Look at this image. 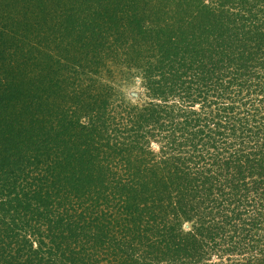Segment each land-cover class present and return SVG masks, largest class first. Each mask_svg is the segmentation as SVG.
<instances>
[{
	"label": "trees",
	"instance_id": "obj_1",
	"mask_svg": "<svg viewBox=\"0 0 264 264\" xmlns=\"http://www.w3.org/2000/svg\"><path fill=\"white\" fill-rule=\"evenodd\" d=\"M0 264H264V0H0Z\"/></svg>",
	"mask_w": 264,
	"mask_h": 264
},
{
	"label": "rangeland",
	"instance_id": "obj_2",
	"mask_svg": "<svg viewBox=\"0 0 264 264\" xmlns=\"http://www.w3.org/2000/svg\"><path fill=\"white\" fill-rule=\"evenodd\" d=\"M119 78L116 77V80ZM115 87L119 90V95L128 102L140 103L144 101L143 89L141 82L137 76L132 75L128 80L127 77H122L117 82H114Z\"/></svg>",
	"mask_w": 264,
	"mask_h": 264
}]
</instances>
